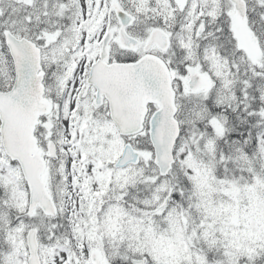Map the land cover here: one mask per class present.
<instances>
[{
  "label": "snow or ice",
  "instance_id": "6c2138e0",
  "mask_svg": "<svg viewBox=\"0 0 264 264\" xmlns=\"http://www.w3.org/2000/svg\"><path fill=\"white\" fill-rule=\"evenodd\" d=\"M0 264H264V0H0Z\"/></svg>",
  "mask_w": 264,
  "mask_h": 264
}]
</instances>
